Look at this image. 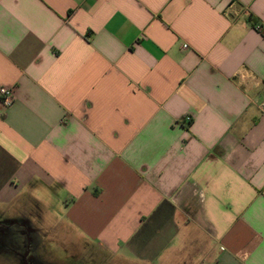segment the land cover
<instances>
[{
	"label": "crops",
	"instance_id": "obj_1",
	"mask_svg": "<svg viewBox=\"0 0 264 264\" xmlns=\"http://www.w3.org/2000/svg\"><path fill=\"white\" fill-rule=\"evenodd\" d=\"M257 25L264 0H0V264H264Z\"/></svg>",
	"mask_w": 264,
	"mask_h": 264
},
{
	"label": "built area",
	"instance_id": "obj_2",
	"mask_svg": "<svg viewBox=\"0 0 264 264\" xmlns=\"http://www.w3.org/2000/svg\"><path fill=\"white\" fill-rule=\"evenodd\" d=\"M256 29L259 32H264V26L262 25H257ZM185 47L186 46H184V48ZM14 96L15 95H13V91L11 89L0 88V101L2 106H4L5 108H8L12 105ZM263 112H264V105H263ZM186 120L189 121V118H187Z\"/></svg>",
	"mask_w": 264,
	"mask_h": 264
},
{
	"label": "rangeland",
	"instance_id": "obj_3",
	"mask_svg": "<svg viewBox=\"0 0 264 264\" xmlns=\"http://www.w3.org/2000/svg\"><path fill=\"white\" fill-rule=\"evenodd\" d=\"M1 230V229H0ZM5 236L2 235V238L4 240L8 239L10 240L12 237H11V234H13V231L11 229H9L7 231L4 232ZM0 239H1V236H0ZM7 240V241H8ZM11 241V240H10ZM9 241V242H10ZM4 242V241H3ZM0 254L3 255V256H11L12 252H11V248L9 246H5V247H0ZM60 255V249L58 247H55V248H52V256L55 258V259H58V256ZM116 264H127L125 262H116Z\"/></svg>",
	"mask_w": 264,
	"mask_h": 264
}]
</instances>
